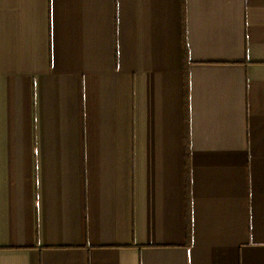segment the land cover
Instances as JSON below:
<instances>
[{
    "label": "crops",
    "instance_id": "obj_1",
    "mask_svg": "<svg viewBox=\"0 0 264 264\" xmlns=\"http://www.w3.org/2000/svg\"><path fill=\"white\" fill-rule=\"evenodd\" d=\"M0 264H264V0H0Z\"/></svg>",
    "mask_w": 264,
    "mask_h": 264
},
{
    "label": "trees",
    "instance_id": "obj_2",
    "mask_svg": "<svg viewBox=\"0 0 264 264\" xmlns=\"http://www.w3.org/2000/svg\"><path fill=\"white\" fill-rule=\"evenodd\" d=\"M185 99H186V110H187V77H186V93H185ZM187 129H188V124H187ZM191 237V228H190V225H189V228H188V239H190Z\"/></svg>",
    "mask_w": 264,
    "mask_h": 264
}]
</instances>
